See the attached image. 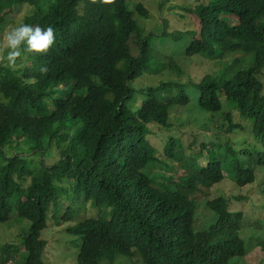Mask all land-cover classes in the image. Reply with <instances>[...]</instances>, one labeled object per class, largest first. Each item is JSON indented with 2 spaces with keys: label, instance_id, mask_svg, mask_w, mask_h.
Listing matches in <instances>:
<instances>
[{
  "label": "trees",
  "instance_id": "1",
  "mask_svg": "<svg viewBox=\"0 0 264 264\" xmlns=\"http://www.w3.org/2000/svg\"><path fill=\"white\" fill-rule=\"evenodd\" d=\"M191 2L183 12L197 27L179 34L168 31V15L187 18L177 12L145 32L152 14L140 0H0V31L24 6L21 22L55 29L47 55L0 64V224L29 223L0 264H45L48 220L74 223L65 232L79 238L76 264H235L264 253V240L246 251L240 238L264 228L235 210L242 195L208 197L207 230L194 226L197 191L225 179L241 191L264 169V0ZM162 74L176 80L131 88ZM190 104L205 121L186 150L169 113Z\"/></svg>",
  "mask_w": 264,
  "mask_h": 264
},
{
  "label": "rangeland",
  "instance_id": "2",
  "mask_svg": "<svg viewBox=\"0 0 264 264\" xmlns=\"http://www.w3.org/2000/svg\"><path fill=\"white\" fill-rule=\"evenodd\" d=\"M140 2L144 3L145 7L147 9L149 8L148 10L152 14L151 20L143 21L141 23V26L145 32H149L151 28L156 27L157 24L161 26V21L166 18L168 12H177L179 14L186 15L187 17L186 20L182 21L181 19L178 20V18L175 16L168 15V18L170 19L168 26L169 33L176 31L179 34H182L188 30H191V23L197 27L195 19L191 20L189 15L183 12L188 10V8L191 6V0H140ZM161 5L162 7L159 9V6ZM28 11L29 8L26 6L13 11L6 26L20 23L23 18H25ZM2 31H0V33H2ZM185 39L186 37L183 38L182 36L178 40L180 46L183 45ZM172 46L174 45H170L169 47ZM131 47L133 56H136L137 52L133 43L131 44ZM189 62L190 61H186L183 64L186 69L188 68ZM180 63H182V61H180ZM196 63L197 68H199L201 72L206 71L208 73H212L215 71V67L211 63L201 61L200 59ZM166 80H176V78L169 74H162L161 76L143 75L131 83V88L134 90H139L147 87H155L161 81ZM262 83L264 84V78ZM57 91L59 92L60 89ZM54 98H59V93ZM226 110L228 109H225V111ZM214 120L217 119L214 118ZM204 121L205 119H203V114L191 104L186 107H175L171 109L169 113V131L174 137H178L181 140V145L184 149L189 150L190 143L198 140V136L201 132L199 126L200 123ZM236 121L238 120L236 119ZM152 130H154L156 133L163 131L158 127L152 128ZM165 135L166 134L163 133L161 136H157V138L152 137L151 140L154 144L158 145V142L161 141V137ZM15 153H19V151H16ZM51 153H54V150H51ZM52 157L54 158L55 154ZM261 185L264 188V169L257 170L254 184L247 185L241 191L235 188V185H233L228 179H225L219 185L212 186L210 189H201L200 191H197L196 196L194 197L197 204L196 218L194 223L196 230H207L206 227L210 221V212L205 207V202L207 201L208 197L215 199L219 196L230 198L232 195H242L246 197L248 201H245L241 204L236 203L235 210H243L245 213L249 212V215L254 216V219L257 217H262V219H264V192L260 193ZM91 215L92 214L88 212L85 215H82L78 220L82 221L86 218H89ZM94 215L95 214H93L91 217ZM77 222L78 221L75 223ZM252 223H254V221H252ZM72 224L74 223H61L59 225L53 226L51 220H48L46 229L42 230L40 233V239L46 242V248L44 249L45 251L43 253V260H45V264H76L79 238L71 236L65 232V230ZM23 225H25V229L22 228ZM28 227L29 223L21 222L16 219H12L5 224H0V249H2L4 245L10 243L13 245H18L20 243L19 235L24 232V230H27ZM263 230L264 228L247 229L240 234V238L245 244L244 247L246 251L252 250V244L256 243L258 240H264ZM120 260L124 261L123 259ZM262 260H264V253L260 252L258 249H253L244 258L238 259L235 264H258ZM19 261L22 260L19 259ZM8 264L14 263L10 261ZM101 264L104 263L102 262ZM122 264H129V261H124Z\"/></svg>",
  "mask_w": 264,
  "mask_h": 264
},
{
  "label": "clouds",
  "instance_id": "3",
  "mask_svg": "<svg viewBox=\"0 0 264 264\" xmlns=\"http://www.w3.org/2000/svg\"><path fill=\"white\" fill-rule=\"evenodd\" d=\"M55 43L53 26L18 23L7 25L0 33V64L15 69L19 61L29 55H47ZM40 73H47L46 64L39 68ZM45 262V260H44Z\"/></svg>",
  "mask_w": 264,
  "mask_h": 264
}]
</instances>
